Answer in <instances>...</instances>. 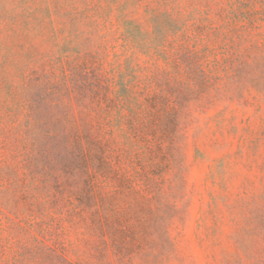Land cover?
Wrapping results in <instances>:
<instances>
[{
    "label": "rangeland",
    "instance_id": "374dc122",
    "mask_svg": "<svg viewBox=\"0 0 264 264\" xmlns=\"http://www.w3.org/2000/svg\"><path fill=\"white\" fill-rule=\"evenodd\" d=\"M0 264H264V0H0Z\"/></svg>",
    "mask_w": 264,
    "mask_h": 264
},
{
    "label": "trees",
    "instance_id": "16d2710c",
    "mask_svg": "<svg viewBox=\"0 0 264 264\" xmlns=\"http://www.w3.org/2000/svg\"><path fill=\"white\" fill-rule=\"evenodd\" d=\"M45 139L46 145L43 146L44 149L56 150L58 148H62L63 150H67L69 149L70 144H73L75 152L82 155H86V151H90V148L99 144L93 134V129L87 126L77 127L73 130L72 137L70 136L69 131L65 128L46 131ZM52 139H54L53 144L51 141ZM50 153L51 152L49 151V154Z\"/></svg>",
    "mask_w": 264,
    "mask_h": 264
}]
</instances>
